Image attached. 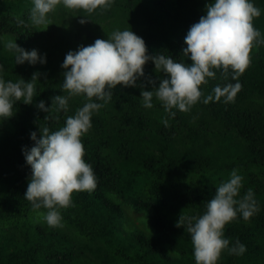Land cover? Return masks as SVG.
I'll use <instances>...</instances> for the list:
<instances>
[{"label": "trees", "instance_id": "16d2710c", "mask_svg": "<svg viewBox=\"0 0 264 264\" xmlns=\"http://www.w3.org/2000/svg\"><path fill=\"white\" fill-rule=\"evenodd\" d=\"M211 2L114 0L92 13L61 3L45 23L35 25L32 0H0L3 79L27 82L38 74L33 103L15 102L14 115L0 120V264H196L191 236L177 222L180 216H202L233 170L243 178L237 199L251 189L260 210L249 221L238 215L225 225L229 247L239 240L247 251L237 256L224 250L218 264H264V43L251 49L235 102L203 103L217 85L237 82L231 69L214 70L216 77L200 86L201 101L187 112L173 109L174 118L155 97L152 108L143 107L141 91L166 78L149 60L135 87L117 85L106 104L93 98L104 106L81 140L97 187L73 192V206L60 209L63 227H49L43 219L48 210H35L24 197L31 167L22 148L34 146L30 133L39 138L40 127L59 130L88 102L86 96H71L68 110L59 112L52 103L55 96H68L62 88L66 54L131 29L150 56L190 64L182 53L185 36ZM252 2L261 10L253 26L264 38V0ZM15 40L27 51L46 54L47 62L16 64L6 47ZM41 100L49 113L38 109Z\"/></svg>", "mask_w": 264, "mask_h": 264}, {"label": "clouds", "instance_id": "9594fccd", "mask_svg": "<svg viewBox=\"0 0 264 264\" xmlns=\"http://www.w3.org/2000/svg\"><path fill=\"white\" fill-rule=\"evenodd\" d=\"M32 23H45L47 14L54 11L57 5L63 4L68 9H82L92 13L98 8H108L114 0H32ZM261 15V10L254 6L252 0H212L207 5V14L194 23L185 36L187 47L182 49L184 56L189 57L190 64L175 62L165 55L150 56L143 38L130 30H117L107 39H96L89 46H80L70 50L61 65L64 72L63 90L68 96H55L52 103L56 111L68 110V98L86 96L87 103L78 109L74 116L66 119L65 126L55 132L48 127L30 133L34 146L22 148L26 164L31 167V178L28 183L25 199L31 202L35 210L45 208L43 219L51 228L63 227L60 209L73 206V192H93L97 187V178L90 164L84 159V146L81 138L91 129L92 115L103 104L112 99L113 89L117 85L135 87L139 77L145 75L144 65L153 61L156 72H163L166 78L161 79L158 87L142 90L143 107L152 108L155 97L171 117L175 111L187 112L201 101V85L207 84L209 78L216 77V71L232 72L235 84L217 85L214 95H208L203 103L220 101L235 102L242 85L238 77L251 63L250 52L256 44L264 43L261 33L253 26V19ZM86 17V16H84ZM81 19L80 23H86ZM22 23V21H21ZM15 53L16 64L25 62L35 65L47 62L46 54L37 49L27 51L15 41L6 45ZM0 65V120L14 115L13 105L22 101L32 104L35 96L34 73L30 81H5ZM38 109L49 113L43 100L37 104ZM47 118V116L45 117ZM167 125V120L164 121ZM242 176L233 170L228 181L221 183L215 195L207 203V211L200 217L180 216L177 227H186L194 246L196 264H218L221 253L241 256L246 245L239 240L229 247V239L224 238L225 225L242 216L245 221L259 212L255 193L249 189L240 199L243 187Z\"/></svg>", "mask_w": 264, "mask_h": 264}]
</instances>
